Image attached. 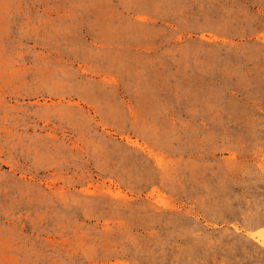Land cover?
Listing matches in <instances>:
<instances>
[{"label": "rangeland", "instance_id": "obj_1", "mask_svg": "<svg viewBox=\"0 0 264 264\" xmlns=\"http://www.w3.org/2000/svg\"><path fill=\"white\" fill-rule=\"evenodd\" d=\"M0 264H264V0H0Z\"/></svg>", "mask_w": 264, "mask_h": 264}]
</instances>
